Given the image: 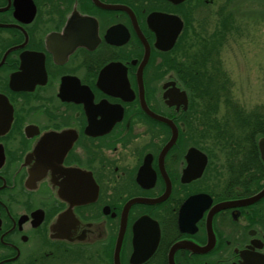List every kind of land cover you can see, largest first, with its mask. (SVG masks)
<instances>
[{
    "label": "flooded vegetation",
    "instance_id": "obj_1",
    "mask_svg": "<svg viewBox=\"0 0 264 264\" xmlns=\"http://www.w3.org/2000/svg\"><path fill=\"white\" fill-rule=\"evenodd\" d=\"M234 2L0 0V264H264V100L189 89Z\"/></svg>",
    "mask_w": 264,
    "mask_h": 264
},
{
    "label": "rangeland",
    "instance_id": "obj_2",
    "mask_svg": "<svg viewBox=\"0 0 264 264\" xmlns=\"http://www.w3.org/2000/svg\"><path fill=\"white\" fill-rule=\"evenodd\" d=\"M261 1L264 2L235 0L233 9L237 30L223 46V58L231 66L230 72L236 84L233 94L239 98L249 97L252 103H258L255 97L264 100V4ZM215 17L219 24L220 19ZM194 43L196 48L198 41L194 40Z\"/></svg>",
    "mask_w": 264,
    "mask_h": 264
},
{
    "label": "trees",
    "instance_id": "obj_3",
    "mask_svg": "<svg viewBox=\"0 0 264 264\" xmlns=\"http://www.w3.org/2000/svg\"><path fill=\"white\" fill-rule=\"evenodd\" d=\"M219 24L215 31H213L212 34H210V38H201L197 37L196 39L198 41L197 47H194V42H191L190 47H194L195 50L194 53H199L202 58H205L203 61V68H205V76H204V84H202L199 87L192 88L191 90L193 94L197 95H215L216 94V87L213 84L214 77L212 74V71L210 70L211 67L214 65V61L209 59V52L212 50H218L224 46V43L226 42L229 33H231L232 30H237V27L235 29V17L228 12V10L225 7H222L220 10L219 15ZM239 30V29H238ZM199 50V51H198ZM213 53V52H212ZM218 52L214 54L215 58L218 55ZM197 54H193V57H197Z\"/></svg>",
    "mask_w": 264,
    "mask_h": 264
},
{
    "label": "bare ground",
    "instance_id": "obj_4",
    "mask_svg": "<svg viewBox=\"0 0 264 264\" xmlns=\"http://www.w3.org/2000/svg\"><path fill=\"white\" fill-rule=\"evenodd\" d=\"M248 1H256V0H248ZM262 2V1H261ZM262 4H264V2H262ZM234 10V9H233ZM203 24H204V28H206V31H204V28H202L201 29V31H200V36H201V38L203 39V38H206V39H208V38H210V34H212L213 33V31H214V29H216L217 28V26H218V22H214L212 19H206V18H203ZM209 28H211V30H209ZM196 39H198L197 37H194V38H192V39H190V40H188L189 42H190V44H191V42H194V40H196ZM199 40V39H198ZM194 45H195V43H194ZM188 47H190V45L188 46ZM192 49H194V47H192ZM191 48H187V50H186V60H187V63H186V66H191V64H190V62L192 61V53H193V50H192ZM221 50H223L222 48H220ZM220 49H218V50H220ZM195 50H197V49H194V51ZM199 51V50H198ZM210 54V56H209V59L210 60H212V61H214L215 60V56H214V54L212 53V51L211 52H209ZM218 55H219V52L217 53ZM188 75H190L191 76V84H193L194 86H191L189 89H190V91L192 92L193 90H191L192 88H195V82L197 81V80H199V81H201V85H202V83H203V80L201 79V78H198L199 76H197V77H195L193 74H191V73H188ZM177 132H176V130H175V132H174V135L172 134V136H171V139H172V137H173V139H175V138H177ZM221 142H223V143H226V141L225 140H221ZM261 142H264V136L262 135H259L258 136V140H257V143L258 144H260ZM261 144H264V143H261ZM245 174H247L246 172H244V174L243 175H245ZM243 177H245V176H243ZM264 196V186L261 188V190L257 193V194H255L254 196H252V197H247V198H243V199H240L238 202H239V204H241V205H247V204H250V203H253V202H255V201H257L260 197H263ZM138 200L137 199H133L129 204H131V203H133V202H137ZM223 206H227V204H223ZM192 249H194L193 247H191ZM203 250H205L204 248H202ZM198 251H201L200 250V248H198L197 249ZM194 251H196V250H194ZM202 252V251H201ZM115 253H116V255L118 254V250H116L115 251Z\"/></svg>",
    "mask_w": 264,
    "mask_h": 264
},
{
    "label": "water",
    "instance_id": "obj_5",
    "mask_svg": "<svg viewBox=\"0 0 264 264\" xmlns=\"http://www.w3.org/2000/svg\"><path fill=\"white\" fill-rule=\"evenodd\" d=\"M175 1H177V0H175ZM174 38H175V36H174ZM261 143H264V142H261Z\"/></svg>",
    "mask_w": 264,
    "mask_h": 264
}]
</instances>
